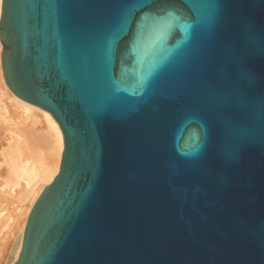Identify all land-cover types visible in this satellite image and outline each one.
Segmentation results:
<instances>
[{"label":"water","instance_id":"95a60500","mask_svg":"<svg viewBox=\"0 0 264 264\" xmlns=\"http://www.w3.org/2000/svg\"><path fill=\"white\" fill-rule=\"evenodd\" d=\"M0 40L64 135L9 264H264V0H3Z\"/></svg>","mask_w":264,"mask_h":264},{"label":"bare ground","instance_id":"6f19581e","mask_svg":"<svg viewBox=\"0 0 264 264\" xmlns=\"http://www.w3.org/2000/svg\"><path fill=\"white\" fill-rule=\"evenodd\" d=\"M2 2L0 0V19ZM2 51L0 40V178L3 180L0 182V200L4 196L18 198L20 204L15 209L16 216L9 215L7 224L1 222L4 212L0 210V253L3 249L9 250L6 257L13 253L14 258L21 250L32 207L60 170L64 135L49 111L23 100L8 87L2 67ZM42 124L46 127H39ZM9 234L15 238L12 243L7 242ZM18 236L19 244L14 247Z\"/></svg>","mask_w":264,"mask_h":264},{"label":"rangeland","instance_id":"374dc122","mask_svg":"<svg viewBox=\"0 0 264 264\" xmlns=\"http://www.w3.org/2000/svg\"><path fill=\"white\" fill-rule=\"evenodd\" d=\"M2 43V42H1ZM2 46H3V44H2ZM6 81V80H5ZM9 87V86H8ZM12 91V90H11ZM39 127H41V128H45L46 126L45 125H39ZM3 179V178H2ZM0 182L1 183H3V180H1V178H0ZM0 183V184H1ZM0 187H1V185H0ZM1 189V188H0ZM5 197V198H4ZM4 197H2L1 198V200H0V210L2 211V213L4 214L3 216H2V218L3 219H1V222H2V220H3V222L2 223H8V220H9V218H10V216H13V218H14V216H16V207L17 206H19V204H20V202L18 201L19 199L17 198H11L10 199V197L8 198H6V196H4ZM14 208V209H13ZM15 210V211H14ZM15 213V215H14V213ZM10 214H12V215H10ZM10 215V216H9ZM8 219V220H7ZM9 222H10V220H9ZM1 223V224H2ZM10 236H11V234H9V237H8V240L9 241H7L8 243H12L13 242V239L15 240V238H14V236L12 235L11 236V238H10ZM12 251V248L10 249V252ZM7 252L9 253V250L7 251H5L4 249H3V253H0L1 255H0V264H8V257H6L7 256Z\"/></svg>","mask_w":264,"mask_h":264},{"label":"snow or ice","instance_id":"6c2138e0","mask_svg":"<svg viewBox=\"0 0 264 264\" xmlns=\"http://www.w3.org/2000/svg\"><path fill=\"white\" fill-rule=\"evenodd\" d=\"M154 21L145 22V27H151Z\"/></svg>","mask_w":264,"mask_h":264}]
</instances>
